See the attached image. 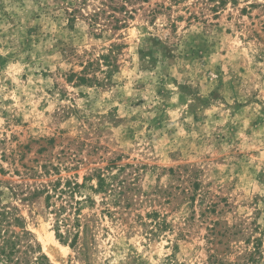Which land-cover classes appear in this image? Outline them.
I'll return each mask as SVG.
<instances>
[{"label":"rangeland","instance_id":"374dc122","mask_svg":"<svg viewBox=\"0 0 264 264\" xmlns=\"http://www.w3.org/2000/svg\"><path fill=\"white\" fill-rule=\"evenodd\" d=\"M4 239L264 264V0H0Z\"/></svg>","mask_w":264,"mask_h":264},{"label":"trees","instance_id":"16d2710c","mask_svg":"<svg viewBox=\"0 0 264 264\" xmlns=\"http://www.w3.org/2000/svg\"><path fill=\"white\" fill-rule=\"evenodd\" d=\"M24 236L30 235L27 231H23ZM60 236L59 234H57ZM61 237V236H60ZM32 247L30 248V251H32ZM19 250L16 247V243L13 242V240L10 239H4L2 240L0 244V264H7V263H13V264H21L22 262L27 263V260L25 259H19V257L15 258L16 260H13V256H15ZM39 255L35 257V263H38V261L46 260V257L41 254L40 249L37 252Z\"/></svg>","mask_w":264,"mask_h":264}]
</instances>
